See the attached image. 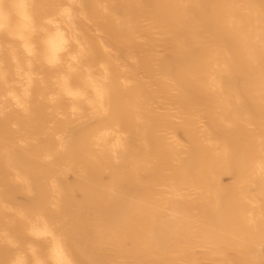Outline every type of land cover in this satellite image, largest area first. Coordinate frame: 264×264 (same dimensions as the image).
<instances>
[{"label": "bare ground", "instance_id": "obj_1", "mask_svg": "<svg viewBox=\"0 0 264 264\" xmlns=\"http://www.w3.org/2000/svg\"><path fill=\"white\" fill-rule=\"evenodd\" d=\"M0 264H264V0H0Z\"/></svg>", "mask_w": 264, "mask_h": 264}]
</instances>
